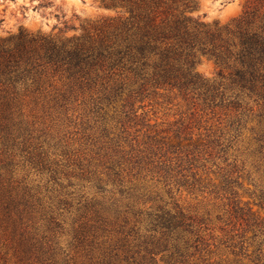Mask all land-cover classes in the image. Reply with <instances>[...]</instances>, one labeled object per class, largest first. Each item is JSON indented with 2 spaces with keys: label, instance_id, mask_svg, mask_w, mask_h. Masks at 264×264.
Returning <instances> with one entry per match:
<instances>
[{
  "label": "trees",
  "instance_id": "16d2710c",
  "mask_svg": "<svg viewBox=\"0 0 264 264\" xmlns=\"http://www.w3.org/2000/svg\"><path fill=\"white\" fill-rule=\"evenodd\" d=\"M114 4L125 12L87 21L69 38L21 31L0 39V264L10 251L18 264H70L76 255L89 264H243L244 257L264 264V217L253 208L264 207V191L254 204L241 200L235 161L217 183L197 178L204 160H228L250 115L251 139L264 154V11L219 25L190 14L195 0ZM201 56L228 68L229 83L195 72ZM49 71L64 90H47ZM172 92L204 111L231 110L229 123L202 131L181 118L159 127L139 111ZM82 96L88 151L62 130L37 127L23 109L28 97L67 120ZM173 182L225 198L232 226L217 238L208 218L175 197ZM145 197L156 205H139Z\"/></svg>",
  "mask_w": 264,
  "mask_h": 264
},
{
  "label": "rangeland",
  "instance_id": "374dc122",
  "mask_svg": "<svg viewBox=\"0 0 264 264\" xmlns=\"http://www.w3.org/2000/svg\"><path fill=\"white\" fill-rule=\"evenodd\" d=\"M255 8L264 11L260 0H195V6L190 14L211 24L217 22L219 25H226L233 23L247 10ZM124 12V8L114 4V0H0V39L17 36L21 31L34 35H60L69 38L73 34L80 33L82 24L87 21ZM194 71L205 79L223 80L226 84L229 83V69L217 63L213 58L201 56L194 65ZM48 77L51 80V85L47 87L49 92L64 90L65 86L60 74L49 71ZM83 99L82 96L71 102L67 120L64 119L63 113L43 108L42 102L36 104L28 97L24 100L23 109L28 119L35 120L37 127H47L54 133L62 130V133L66 132L74 147L88 151L92 144L91 141L82 138V133L84 127L87 126V120L91 119V115L88 113ZM144 104L145 107L140 108L139 111H146L151 122L158 121L159 127H168L174 121L182 118L192 126H201V130L205 131L204 128L212 127L213 129L225 126L233 114L231 110L220 108L215 111L211 109L204 111L199 106H193L189 98H184L177 92L160 95L152 101L147 99ZM251 116L247 117V125L229 151L228 160L224 161L222 157L204 160L205 166L201 164L197 168V178L203 179L201 183L203 185L207 184L209 180L217 183L222 178L221 172L227 167V163L235 161L238 165L235 177L239 182V185L236 186L239 197L243 202L249 201L254 204L258 201L261 191H264V154L256 151V144L251 139L250 127L256 124ZM24 173L20 170L18 176L22 177ZM30 177L37 181L39 179V176L34 172ZM171 185L175 197L186 210L208 218L207 225L212 228V233L217 238L224 234L220 227L229 229L232 226V223L226 224L228 207L224 204L225 198L214 195L210 192V188L199 190L198 185L195 190H189L185 186H180L179 189V186L174 182ZM163 187L164 185L160 183L155 188L160 190L166 199H169V195ZM90 191L93 192L92 189ZM156 203L157 200L154 198L145 197L139 205L152 208ZM253 208L264 217V207L254 204ZM251 234V232L247 233V237H250ZM61 239L62 244L67 246L68 235L63 234ZM248 248L247 252L252 253L253 245ZM219 250L222 257H233L228 249L220 247ZM7 256L8 261L5 264H18L17 257L12 254V251ZM251 259L244 257L243 264H253ZM1 261L3 262V260ZM70 264H89V261L83 256L76 255L75 259L70 260Z\"/></svg>",
  "mask_w": 264,
  "mask_h": 264
}]
</instances>
